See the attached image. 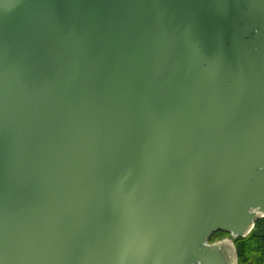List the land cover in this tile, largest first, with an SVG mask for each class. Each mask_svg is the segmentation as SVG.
<instances>
[{"label": "water", "instance_id": "obj_1", "mask_svg": "<svg viewBox=\"0 0 264 264\" xmlns=\"http://www.w3.org/2000/svg\"><path fill=\"white\" fill-rule=\"evenodd\" d=\"M262 218L264 0H0V264H238Z\"/></svg>", "mask_w": 264, "mask_h": 264}, {"label": "trees", "instance_id": "obj_2", "mask_svg": "<svg viewBox=\"0 0 264 264\" xmlns=\"http://www.w3.org/2000/svg\"><path fill=\"white\" fill-rule=\"evenodd\" d=\"M228 233L217 232L212 235L210 242L220 235ZM234 244L238 254V264H264V218L256 222L255 229L246 238L235 239Z\"/></svg>", "mask_w": 264, "mask_h": 264}, {"label": "rangeland", "instance_id": "obj_3", "mask_svg": "<svg viewBox=\"0 0 264 264\" xmlns=\"http://www.w3.org/2000/svg\"><path fill=\"white\" fill-rule=\"evenodd\" d=\"M225 239H230L231 240V236H227L225 234L220 235V236L215 238L214 242H220V241L225 240ZM214 242H211V243H214Z\"/></svg>", "mask_w": 264, "mask_h": 264}]
</instances>
